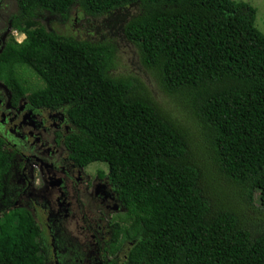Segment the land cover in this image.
I'll return each instance as SVG.
<instances>
[{
    "label": "trees",
    "instance_id": "obj_1",
    "mask_svg": "<svg viewBox=\"0 0 264 264\" xmlns=\"http://www.w3.org/2000/svg\"><path fill=\"white\" fill-rule=\"evenodd\" d=\"M12 2L10 27L25 38H10L0 54L10 104L26 98L61 111L69 127L55 141L68 158L76 167L108 166L117 208L97 263L122 254L126 262L106 264H264V33L255 8L241 0ZM76 5L93 17L139 7L123 36L181 117L143 83L113 74V43L78 41L37 20ZM5 143L0 264H45L49 243L57 253L62 243L4 198L12 168Z\"/></svg>",
    "mask_w": 264,
    "mask_h": 264
},
{
    "label": "rangeland",
    "instance_id": "obj_2",
    "mask_svg": "<svg viewBox=\"0 0 264 264\" xmlns=\"http://www.w3.org/2000/svg\"><path fill=\"white\" fill-rule=\"evenodd\" d=\"M239 1V0H237ZM248 2L251 6H253L256 10V20L255 25L259 28L261 32L264 33V0H241ZM10 5L14 6V4L11 2ZM11 9V6H9ZM140 13V9L136 5H131L125 8H122L118 11L112 12L110 14H103L100 16H90L86 13H84L79 5H76L71 9V11L64 16H59L55 13L45 12L42 14H38V21L49 31L56 32L59 35L71 37L73 39H79V40H91L94 39L95 41L99 42H111L116 47V59H115V66L113 68V74L114 75H123L128 77H133V79H136L137 82L143 83L144 87L149 91L151 99L156 102L159 106H162L163 110L169 112V115L172 118L181 117V111H178V108L175 106L174 102L172 101V97L166 95L163 93L160 88L155 84L154 80L150 78V75L147 73L145 69L140 65L137 57V53L135 48L130 44L127 39L123 36L122 28L126 21H128L131 17L137 15ZM15 37L19 40H21L24 35L21 32H16ZM14 38V37H13ZM30 80L33 83H36L40 85V81L35 76H30ZM7 101L5 103L4 109H0V120H1V114L4 113V116L6 113H9L10 110L12 111H18L20 112L19 116H22L24 108L15 109L12 108L10 105H8L10 94L8 91H5ZM1 98L3 97V92H0ZM24 99L20 100L21 105H23ZM181 110H183L181 108ZM184 113V110H183ZM55 114V125L58 127V129L51 130L52 128V120L46 119L45 120V128L44 130H47L49 127L50 130H47L46 132L43 130L42 132L43 137L40 140H32L31 137L28 138L22 144L21 142H18V146H21L24 148V153L26 155H36V156H42L39 154L38 151H41L40 149L37 150L38 144H41L42 141L49 142L51 141L53 145H55V148H52V144H50L49 148L47 150H44L46 157L51 162H56L58 160V149L63 151V146L60 144L55 143V138L57 137L55 132L66 131V126L60 121L59 115L61 114V111H57ZM46 116V112L44 113ZM33 143L34 147L36 148L35 151L32 150L31 144ZM57 147V148H56ZM57 150V152L55 151ZM64 152V151H63ZM65 153V152H64ZM49 164V162H48ZM98 169H102L103 171H100V174H103L104 176L108 174V166L106 163H96L95 165L91 166L90 168H86V170H83L87 174L94 175V172ZM97 172V171H96ZM97 174V173H96ZM10 175L7 177L8 185L7 187L11 186V180ZM41 188L44 189L45 185L42 184ZM7 190V188H6ZM47 191V190H45ZM92 190H89V194H91ZM264 192V189L263 191ZM4 198L8 199L12 207L18 206L15 204V201L17 199V192L14 191V188H12L10 191L7 190V192L4 194ZM37 206V204L32 205ZM38 207V206H37ZM36 207V210H37ZM39 208V207H38ZM73 208L72 210H74ZM2 212V208H0V214ZM107 216L105 217L104 214H101V210H97V214H94L95 219H92L88 223V230L91 231H81L80 227H84V225L81 223L79 224V229H76L73 234L77 235L79 238H82L79 240V244H83L86 242L87 244H90L91 240L90 238V232L91 234L94 232V229H97L101 232V236L104 237L106 226V221H109L112 212H108ZM89 216H92V213L89 212ZM113 218V217H112ZM111 218V219H112ZM110 219V220H111ZM102 223H100L99 221ZM96 226V227H95ZM87 227V228H88ZM95 227V228H94ZM57 228V227H56ZM45 229V228H44ZM44 229H41L43 231ZM111 230V228H109ZM108 234L111 233V231H107ZM84 239V240H83ZM83 246V245H82ZM85 247V246H83ZM87 248V247H86ZM85 248V249H86ZM118 257L121 259H125V256L122 254H119Z\"/></svg>",
    "mask_w": 264,
    "mask_h": 264
},
{
    "label": "flooded vegetation",
    "instance_id": "obj_3",
    "mask_svg": "<svg viewBox=\"0 0 264 264\" xmlns=\"http://www.w3.org/2000/svg\"><path fill=\"white\" fill-rule=\"evenodd\" d=\"M11 2L12 0H0V53L5 47V42L10 38L9 32L11 27L9 24V19L15 6L10 5ZM9 6H11V9ZM6 101L7 98L4 96L1 98L0 95V109H4ZM26 106L27 104L25 102H23V105H21L19 102L16 107L11 106L15 109L24 108V110L21 117L19 116L20 112L12 110L9 111L8 115L11 127L10 129L19 133L21 136H32L33 140L38 139L40 143V140L44 134L42 131L45 128L46 119L52 120L51 130L58 129V127L55 125L57 118H55L54 114L57 111L45 108L34 109ZM45 112L46 116L44 115ZM59 119L66 126L67 130L69 126L62 121V115H59ZM47 130H50V128L48 127ZM47 130L44 131L46 132ZM55 133L57 135V132ZM0 134L5 139H7V142L13 140V136L7 132V123L4 118V113L1 114ZM55 143L57 144L56 141ZM50 144H52L51 141H42L41 144H38L37 150H41L38 152L42 156L35 155L36 161L31 160L40 167L43 165V176L40 174L39 169H37V173H35L34 169H29L28 164H23L22 167H17L16 169L12 170L10 175L11 186L7 187L9 182L7 180L6 188L8 191H10L12 188H14V191H18L15 204L26 206L32 211H34V207H32V205L37 204L39 207H37L39 221L41 224L44 222V227L46 230H52L53 235H51V238H53L54 236H61L58 227L59 219L62 217V215L65 216L67 214L66 211L71 203L70 200L68 201L69 197L74 195L76 189L78 191L82 190V187L78 186L82 183V177L80 176L79 172H77V170L72 169L73 164L69 162L67 150L65 148L63 150L65 152L64 153L62 150L56 147L58 152L56 149L55 151L59 156L56 162H51L46 157L44 150H47ZM9 145H12V143H9ZM54 146L55 145L52 144V148H55ZM17 152H19V149L17 147L13 148L14 155H16ZM37 174L40 175L39 178H35ZM35 182L38 183L39 186L44 184L45 188H48L49 190L48 193L43 196V194L36 192L35 188H33V183ZM42 197L45 198L46 203L39 202V199ZM66 234L72 235L69 230L66 231ZM73 238L76 239L78 237L73 236ZM97 243L101 244L102 239L98 238ZM82 245L84 246V243ZM82 245L78 243L76 248H82ZM49 248L50 252H48V254L52 252V255L46 257L45 264H82V260L78 255L79 251L75 250L74 247L62 246L58 253L53 250V247L50 245V243ZM57 257H60V261Z\"/></svg>",
    "mask_w": 264,
    "mask_h": 264
},
{
    "label": "clouds",
    "instance_id": "obj_4",
    "mask_svg": "<svg viewBox=\"0 0 264 264\" xmlns=\"http://www.w3.org/2000/svg\"><path fill=\"white\" fill-rule=\"evenodd\" d=\"M59 16H61V15H59ZM16 32H21V31H18L16 29H10L9 37L14 39L18 43H20L24 40L25 34L23 32H21L24 35V37L21 40H19L15 37ZM75 40L82 41L79 39H75ZM102 42H99V43H102ZM5 91H8L10 94V97H11V92L9 91L8 87L0 79V92H3L4 97H6ZM10 97H9L8 105L12 106L10 104ZM22 99H24V102L27 104L26 107L39 109L38 107L31 106L30 103H28V101L26 100V98H22ZM40 108L44 109L42 107H40ZM4 118H5V121L7 123V132L11 136H13V140H11L10 142H7V139H5L0 134V138L6 142L5 145H3V148L5 150H7V153L12 155V158H11L12 168H11L10 173L12 172V170L16 169L17 167H22L23 164H25V165L28 164L29 169L30 168L34 169L35 173H37V169H39L40 174L43 176V172H42V166L43 165L40 167L35 162L31 161V160L36 161L35 155H32V154L26 155L24 153V148L22 147V145L21 146L17 145L18 142H21L22 144H24V142L26 140H28L29 136H26V135L21 136L19 133L14 132L10 129L11 127H10V121H9L8 113H6ZM30 137L33 140V137L32 136H30ZM9 143H12V145H9ZM15 147H17L19 149V152H17L16 155H14V153H13V148H15ZM31 148L33 151H35V149H36L34 147L33 143L31 144ZM68 160L71 164H73L72 169L77 170V172H79L80 176L82 177V183L80 185H78V186L82 187V190L78 191L76 189L74 195L72 197H69L68 201L70 200L71 203H70V205L66 211L67 214L65 216L62 215V217H60V219H59L58 227H59V232L61 233V236H54L53 238L57 237L59 239V241L62 243V246L74 247L75 250L79 251L78 255H79L80 259L82 260V264H98L97 261L99 260V255H100V253L102 251L101 249L103 247H101L100 244L97 243V239L101 238L102 240L107 241V238L110 236V234H108L107 231H105V235L103 237V236H101V232L99 230L94 229V232L92 234L90 232V238H89L91 240L90 244H87L86 242H84L85 247L77 249L76 245L79 243L80 238L77 235L73 234V232L76 229H79V227H80L79 224H81V223L84 225V227H80L81 231H91V230H88L89 229L88 223L90 220L95 219L94 214H97L98 209L101 210V214H104L105 217L107 216V214H109L108 212H112V215L110 217V219H111L115 215V209L117 208L116 201H115V194L112 190L110 183L107 181V175H105L103 177H101L99 175L100 171H103L102 169L96 170L97 172L95 171L94 175L87 174L86 172L83 171V170H86V168H90L91 166L95 165L96 163H101V162H95V163L89 164V165L84 166V167H76L75 164L70 160V158H68ZM39 176L40 175L37 174V176H35V178L36 177L39 178ZM33 188H35L36 192L43 194V196L46 195V193H48V191H49L48 188L42 189L41 186H39V184L36 182L33 183ZM90 189L92 190L91 194H89ZM45 190H47V191H45ZM16 192H18V191H16ZM68 193H69V191H68ZM39 202H41V203L45 202L46 203L45 198L42 197L41 199H39ZM18 206L21 207L22 205H18ZM24 207H26V206H24ZM33 207H34V211H32L30 209L29 210L34 215V219L37 222V224L41 225L39 218H38L37 210H36L37 206H33ZM73 208H75V209L72 210ZM89 212L92 213L91 217L89 216ZM93 212H94V214H93ZM99 222L102 223L101 221H99ZM108 222L109 221H106L105 226L107 225ZM67 230H69L72 235H67L66 234ZM73 236H77L78 238L75 239V238H73ZM98 253H99V255H98ZM118 255L119 254H117V256H115V257H111V256L106 257L105 258V264H106L107 259H110V260L118 259V260H120ZM121 261L126 262V260H123V259H121Z\"/></svg>",
    "mask_w": 264,
    "mask_h": 264
}]
</instances>
